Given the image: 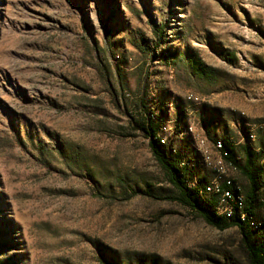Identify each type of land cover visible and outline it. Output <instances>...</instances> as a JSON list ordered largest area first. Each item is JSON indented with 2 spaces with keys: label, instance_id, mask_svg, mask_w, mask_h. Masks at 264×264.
Segmentation results:
<instances>
[{
  "label": "rangeland",
  "instance_id": "374dc122",
  "mask_svg": "<svg viewBox=\"0 0 264 264\" xmlns=\"http://www.w3.org/2000/svg\"><path fill=\"white\" fill-rule=\"evenodd\" d=\"M138 111L197 184L264 145V0H0V264H247L166 198Z\"/></svg>",
  "mask_w": 264,
  "mask_h": 264
},
{
  "label": "trees",
  "instance_id": "16d2710c",
  "mask_svg": "<svg viewBox=\"0 0 264 264\" xmlns=\"http://www.w3.org/2000/svg\"><path fill=\"white\" fill-rule=\"evenodd\" d=\"M197 66L198 75L215 73L214 69L203 64L199 63ZM132 117V128L141 132L147 139L152 158L164 172L167 182L175 192L172 195H167L166 198L177 201L196 213L208 225L219 230L235 227L247 264H264V163L260 162L264 158V145L260 146L259 151H255L245 143L243 146L244 163L241 164L232 157L234 141L231 138H224L225 149L229 152L226 159L233 163L237 173L246 184L242 186L240 183L241 186L238 187V179L236 180L231 175L232 185L230 186L218 169L214 171L206 166L213 172V175L204 181L205 183L197 184L194 183L196 179L194 180L191 168L181 166V159H177L172 153V145L162 142L156 119L148 116L144 111H138ZM174 152L176 151L174 150ZM176 154H180L181 157L180 152H176ZM215 172V180L209 186ZM216 182L223 189L232 191V196L226 199V204L232 205L234 210L231 214L219 211L223 197L222 193L216 191ZM251 221H255L259 227L255 228Z\"/></svg>",
  "mask_w": 264,
  "mask_h": 264
},
{
  "label": "bare ground",
  "instance_id": "6f19581e",
  "mask_svg": "<svg viewBox=\"0 0 264 264\" xmlns=\"http://www.w3.org/2000/svg\"><path fill=\"white\" fill-rule=\"evenodd\" d=\"M190 101L191 102H197V101H201V100H190ZM190 130H192V128H190ZM252 137H253V135H252ZM202 143H204V141H202ZM196 144H197V141H196ZM215 148L219 154V158L217 159L218 161L216 163V165H217L216 169H218L219 172L221 174H223V176H225L226 183L231 186L232 185V177H231V175H229V173L232 171H236V168L232 162H230L226 159V157H228V155H229V152L225 149L224 141L218 142L215 145ZM263 163H264V159H263ZM215 185H216L215 186L216 191L218 193H222V197H223L219 211L220 212H227L228 214H231L234 210L232 208V205L226 204L227 203L226 199L232 196V191L230 189H223L222 186L218 184V182H216ZM243 216H245V214H243ZM251 224L253 226H255V228L259 227V225L255 221H251Z\"/></svg>",
  "mask_w": 264,
  "mask_h": 264
},
{
  "label": "crops",
  "instance_id": "0c3cea01",
  "mask_svg": "<svg viewBox=\"0 0 264 264\" xmlns=\"http://www.w3.org/2000/svg\"><path fill=\"white\" fill-rule=\"evenodd\" d=\"M232 148H233V153H234L232 157L235 159V161H239L241 164H243L244 163V156H243V154H240L237 151V148L235 146L232 147ZM253 148H254L255 151H259L260 150V147H257V148L253 147ZM263 159L264 158H262L260 160L261 163L263 162ZM236 174H237V179H238L239 183H241V185L244 186L246 184V182L244 180H242V178L239 175V173H236Z\"/></svg>",
  "mask_w": 264,
  "mask_h": 264
},
{
  "label": "built area",
  "instance_id": "2783aa9c",
  "mask_svg": "<svg viewBox=\"0 0 264 264\" xmlns=\"http://www.w3.org/2000/svg\"><path fill=\"white\" fill-rule=\"evenodd\" d=\"M185 97H187L190 100H204L201 95L196 94V93H192V95H185ZM195 144H196V141H195ZM209 169H215V168H209Z\"/></svg>",
  "mask_w": 264,
  "mask_h": 264
}]
</instances>
